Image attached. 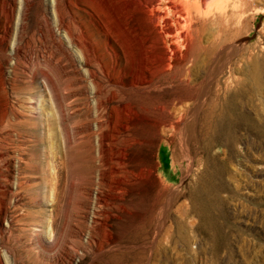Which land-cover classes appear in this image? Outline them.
Segmentation results:
<instances>
[{
    "label": "rangeland",
    "instance_id": "374dc122",
    "mask_svg": "<svg viewBox=\"0 0 264 264\" xmlns=\"http://www.w3.org/2000/svg\"><path fill=\"white\" fill-rule=\"evenodd\" d=\"M110 1L70 0L59 84L60 0H0V264H264V0Z\"/></svg>",
    "mask_w": 264,
    "mask_h": 264
},
{
    "label": "bare ground",
    "instance_id": "6f19581e",
    "mask_svg": "<svg viewBox=\"0 0 264 264\" xmlns=\"http://www.w3.org/2000/svg\"><path fill=\"white\" fill-rule=\"evenodd\" d=\"M170 1V0H169ZM183 0H181V2H180V4H182L183 2H182ZM149 2V1H148ZM148 2H146V3H148ZM177 1L175 0L174 1V3H176ZM213 1H211V3H212ZM131 3V2H130ZM143 3H144V1H143ZM142 4V3H140V4H137L136 5V8H137V11H138V9H139V11L141 10V11H143V13L146 11L145 10V5H147V4ZM185 3V2H184ZM198 3V2H197ZM150 4V3H149ZM189 4V3H188ZM70 5H71V3H70V0H60V7H61V15H59V24H60V26L62 27V32H63V39L62 38H59V35H58V37H56L57 35H55L54 34V32L52 31V30H50V40L52 39L53 41V44H54V46L56 45V47H57V49L56 50H58V52L57 53H59V55H60V59L58 58V60L57 61H53L52 63H51V66H52V68H53V70H54V72H55V74H56V76H57V82L59 81V84H62L63 83V81H64V76L66 75L64 72L66 71V68H65V66H64V61L65 62H67V63H69L71 66L74 64V61H75V56L73 55V51L70 49V47L72 46L73 48H75V49H77V52L79 53V55H81L83 58H84V60H86V61H90V59H92L93 60V50H92V47H91V45H90V38H89V36H90V34L88 35H85L84 34V32H83V30L81 29V27H79L78 25H77V22L75 21V17H74V15L72 14V12H71V7H70ZM124 0H111L110 1V18H111V23H112V27H113V29H119V31H120V28L122 29V28H124V27H122V25H121V23L123 22V19H122V22H120V18H122V17H120L121 15H120V11H122V9L124 8ZM151 5V4H150ZM198 5V4H197ZM201 5V4H200ZM203 5V4H202ZM138 6V7H137ZM147 6H149V5H147ZM208 6V5H207ZM209 6H210V4H209ZM208 6V7H209ZM150 7V6H149ZM148 7V8H149ZM203 7V6H202ZM147 7H146V9H148ZM172 8H175V9H177L176 8V6L175 5H172ZM196 8V7H195ZM201 8V7H200ZM206 8V7H205ZM216 8V7H215ZM159 9V8H158ZM168 9V8H167ZM182 9V8H181ZM190 9V8H189ZM203 9V8H202ZM161 10V9H160ZM159 10V11H160ZM164 10H166V9H164ZM178 10V9H177ZM136 11V10H135ZM150 11H152V10H150ZM158 11V12H159ZM169 11V10H168ZM199 11H201V10H199ZM156 12H157V10H156ZM157 12V13H158ZM152 13H154V12H152ZM162 13V12H161ZM160 13V14H161ZM192 14V13H191ZM201 14V13H200ZM200 14H199V16H200ZM163 15V14H162ZM167 15H168V13H167ZM187 15V14H186ZM225 15V14H224ZM153 16V15H152ZM174 16H175V14H174ZM193 16V15H192ZM196 16V15H195ZM156 17V16H155ZM169 17V16H168ZM185 17V16H184ZM187 17V16H186ZM219 17V16H218ZM221 17V16H220ZM226 17V16H225ZM152 18V17H151ZM160 18V17H159ZM217 18V17H216ZM216 18H215V20H216ZM168 19H170V18H168ZM188 19H190V18H188ZM205 19V18H204ZM221 20H222V18H220ZM197 20V19H196ZM215 20H214V22H215ZM220 20V21H221ZM144 21V20H143ZM165 21V24H167V20H164ZM186 21H188V20H183L182 22L181 21H175V24H176V22H177V24L179 25V26H184L185 25V22ZM207 21V20H206ZM171 22H172V20L171 21H169V25H167L166 26V29H165V33H171L174 29V27L172 26V24H171ZM193 22V21H192ZM200 22V21H199ZM199 22H197V23H199ZM222 22V21H221ZM228 22V21H227ZM151 23H154V22H151ZM206 23V22H205ZM217 23V22H216ZM219 23V22H218ZM123 24V23H122ZM191 24V23H190ZM209 24V23H208ZM213 24V23H212ZM126 25V24H125ZM124 25V26H125ZM174 25V24H173ZM206 25V24H205ZM224 25V24H223ZM176 26V25H175ZM216 26V25H215ZM225 26V25H224ZM223 26V27H224ZM180 27V28H181ZM205 27V26H204ZM193 28H195V27H193ZM217 28V27H216ZM164 29V28H163ZM111 30V29H110ZM124 30V29H123ZM201 30V29H200ZM112 31V30H111ZM118 31V32H119ZM125 31V30H124ZM178 31V30H177ZM180 31V30H179ZM178 31V33L177 34H179L180 32ZM193 31V30H192ZM197 31H198V29H197ZM224 31H225V29H224ZM174 32V31H173ZM186 32V31H185ZM189 32H191L190 30H189ZM189 32H187V33H189ZM124 33V32H123ZM176 33V32H175ZM183 33V32H182ZM182 33H180V36L179 37H184V38H187V39H189V35L187 36V35H185V34H182ZM115 34V33H114ZM113 34V35H114ZM117 34V33H116ZM119 34H120V32H119ZM176 34V35H177ZM182 34V35H181ZM191 34V33H190ZM194 34V33H193ZM221 34V33H220ZM196 36H198V35H196ZM202 36V35H201ZM221 36V35H220ZM225 36V35H224ZM154 37V36H153ZM178 37V38H179ZM214 37V36H213ZM216 37H217V35H216ZM112 38V37H111ZM160 38V37H159ZM175 38V37H174ZM195 38V37H194ZM201 38V37H200ZM208 38V37H207ZM222 38V37H221ZM170 39H171V37H170ZM193 39V38H192ZM197 39H198V37H197ZM196 39V40H197ZM159 39H157V38H154V39H151L150 38V36H147L146 37V45H145V48H144V54H143V56H141V57H143L142 58V60L143 61H146V64H144V65H140L139 67H137L136 69H139L140 71H141V73H142V75L145 73V72H151V73H154V72H156V73H159L160 72V70H165L167 67V64L165 63V60H166V54H165V52H167L166 50L164 51V50H162L161 48H159V46H157L158 44H159V41H158ZM169 40V39H168ZM176 40V39H175ZM206 40V39H205ZM177 41V40H176ZM187 41H189V40H187ZM220 41V40H219ZM184 42V41H183ZM189 43V42H188ZM190 43H191V41H190ZM197 43V42H196ZM217 43V42H216ZM177 44V43H176ZM179 44V43H178ZM193 44V43H192ZM164 45V44H163ZM173 46V45H172ZM188 47H189V45H187ZM217 46V45H216ZM166 48V47H165ZM174 48V47H173ZM177 48V47H176ZM192 48V47H191ZM112 50V53L114 54V49H111ZM177 50V49H176ZM178 51H180V50H178ZM178 51H176V52H178ZM169 52V51H168ZM168 52H167V55H168ZM188 52V51H187ZM186 52V53H187ZM142 53V52H141ZM174 53V50H173V52H172V54ZM180 53V52H179ZM170 54H171V52H170ZM142 55V54H141ZM113 56H115V54L113 55ZM90 57V58H89ZM169 57V56H168ZM172 57V56H171ZM181 57V56H180ZM184 57V56H183ZM204 59V58H203ZM167 61H169L168 59H167ZM85 62V61H84ZM169 63V62H168ZM170 64V63H169ZM118 65V64H117ZM117 65H114V67H113V69H114V71H118L119 72V70L117 69ZM134 66V65H133ZM119 67V66H118ZM128 67H130V65L128 66ZM136 67V66H135ZM133 68V67H132ZM128 69V68H127ZM129 70H130V68H129ZM134 71H135V69H133ZM102 71V70H101ZM113 71V72H114ZM138 71V70H137ZM136 71V72H137ZM139 71V72H140ZM121 72V71H120ZM102 73V72H101ZM134 73V72H133ZM150 73V74H151ZM121 74V73H120ZM140 74V73H139ZM91 77H93V79H94V73H93V71H91L90 72V74H89ZM101 75V74H100ZM102 75H103V73H102ZM185 77V76H184ZM44 81H45V84H46V86L49 88V90L53 93L54 92V88H53V86L50 84V81L48 80V78L46 77V76H44ZM54 84V83H53ZM92 84H93V86L95 85V87L93 88V90H96V91H98V93L100 92V91H102V90H104L105 88H104V85H101V84H99V83H96L94 80L92 81ZM16 85V84H15ZM112 85H115V86H118V87H120L119 85V83H113ZM45 86V87H46ZM106 86V85H105ZM151 89V88H150ZM35 91V90H34ZM150 92V91H149ZM158 91H156V93H157ZM42 93V92H41ZM52 95V94H51ZM176 94H174V95H171V94H169L168 95V97L164 100L165 101V103H166V105H167V108H166V110H163V112H165V113H167V114H169L170 112H169V109H170V107L171 106H174V104H173V100H174V96H175ZM38 96V95H37ZM156 98H158V99H160V98H162V95H161V93H158V95H156ZM112 101H113V98H107L105 101H99V103H97L96 105H108V104H110V103H112ZM117 103H119V102H117ZM118 108H120V109H122V111H120V113H123V114H125L124 113V111L123 110H127L129 113L130 112H132L131 111V109L126 105V104H124L123 105V103H120L118 106H117ZM171 115V114H170ZM38 117V116H37ZM37 122V121H36ZM32 124V123H31ZM59 132V131H58ZM59 134V133H58ZM76 139V138H75Z\"/></svg>",
    "mask_w": 264,
    "mask_h": 264
}]
</instances>
